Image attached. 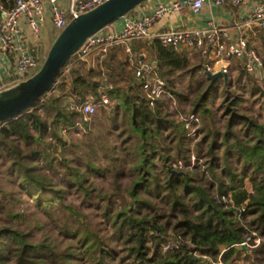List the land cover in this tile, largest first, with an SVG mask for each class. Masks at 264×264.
<instances>
[{
    "label": "trees",
    "instance_id": "trees-1",
    "mask_svg": "<svg viewBox=\"0 0 264 264\" xmlns=\"http://www.w3.org/2000/svg\"><path fill=\"white\" fill-rule=\"evenodd\" d=\"M153 44L157 71L167 85L175 70L194 76L206 62L201 56L191 59L157 40ZM70 59L53 86L24 114L0 122V180L16 185L15 190L0 181V264H117L115 246L106 242L89 223L88 215L73 205H62L67 212L58 231L68 238L64 245L52 236L34 239L24 225L27 215L16 194L26 195L46 211L57 202L63 203L73 189L82 191V203L86 200L87 206L97 207L115 226L118 237L128 242V252L119 264H211V260L231 262L242 251L251 256L241 244L251 229L264 234V121L238 111L235 102L239 98L235 97L226 108L229 116L224 130L216 128L214 121L207 122L196 143L197 161L185 175L172 173L175 161L190 160V138L184 122L171 118L162 109L161 99L150 104L133 76L118 82L126 62L103 61L98 71L71 66L64 72ZM103 71L107 81L113 82L104 90L103 83L94 79ZM101 89L111 99L102 106L110 123L97 129L102 132L99 144L106 148L105 168L115 179L126 174L131 178L128 187L117 185L122 203L101 193L88 179L90 173L104 172L94 160L98 156L96 140L85 137L88 149L83 157L74 150L79 142L69 147L76 158L63 153L66 140L60 134L62 128L88 127L89 122L67 107L63 94L74 93L82 99L91 94L99 99ZM208 93L206 88L198 96L192 112L200 109L202 115L211 116L204 105ZM47 136L50 141L45 140ZM110 136L119 143L107 142ZM201 144H207L206 154L200 151ZM57 145L62 148L59 158L53 154ZM202 155L207 158L198 162ZM125 159L130 162L128 172ZM245 177L253 190L244 188ZM151 195L168 205L167 214L155 211ZM151 208V214L144 213L143 209ZM247 215L250 218L241 222ZM166 244L169 246L164 249ZM251 251L255 258L249 264H258L256 255L264 254V243Z\"/></svg>",
    "mask_w": 264,
    "mask_h": 264
},
{
    "label": "built area",
    "instance_id": "built-area-1",
    "mask_svg": "<svg viewBox=\"0 0 264 264\" xmlns=\"http://www.w3.org/2000/svg\"><path fill=\"white\" fill-rule=\"evenodd\" d=\"M103 1L68 0V5L62 7L59 0H14L11 4L0 0V12L2 14L0 18V48L5 51H17L13 66L16 81L30 75L40 66L37 55L25 49L23 31L20 25L21 16L26 19L32 34L37 35L44 19L45 2H48L52 23L59 31L71 17L89 10ZM226 1L172 0L168 3H159L152 12L136 17L127 12L122 16V24L119 28L110 27L112 24L110 23L88 35L70 57V62L64 72L71 66L72 61H85L94 53L98 55L100 60H103L112 46L125 44V60L134 78L140 82L141 89L149 99L150 104H154L156 100L165 95H170L171 92L157 71L155 59L148 52V47L154 40H157L162 45L172 46L176 51L182 49L199 51L206 59L202 68L204 73L206 70L228 72L231 59H237L246 72L255 73L261 70L263 56L250 43L245 27L240 22H235L232 26H223L210 19L203 26L181 28L170 25L154 33L150 31V27L155 22L161 21L173 13L179 14L185 7L197 11L206 2L223 5ZM231 1L234 4H242L245 0ZM246 24L258 26L264 33V0H253ZM134 40H144L147 47L138 52L133 51L128 43ZM63 98L67 107L80 112L83 118L94 114L98 105H104L108 102L107 94L104 92H101L99 99L91 94L82 99L74 93H64ZM198 120L199 118L194 112L181 116L187 135L196 132V129L191 131L188 128ZM61 131L64 132L65 129L62 128ZM168 246L169 244H166L164 249Z\"/></svg>",
    "mask_w": 264,
    "mask_h": 264
},
{
    "label": "rangeland",
    "instance_id": "rangeland-1",
    "mask_svg": "<svg viewBox=\"0 0 264 264\" xmlns=\"http://www.w3.org/2000/svg\"><path fill=\"white\" fill-rule=\"evenodd\" d=\"M255 47L257 48V46ZM257 49L263 56V65L261 66L260 71L248 73L244 69L239 68V65L235 63L234 66H229L228 72H226L227 79L225 81L222 78H217L214 80V83H216L214 87H211L210 84L213 82L210 83L209 78L202 70L197 71L194 76L190 75L188 71L186 72L184 70H175L172 74H170L171 83L167 85L168 89L171 91L170 95H165L160 99L163 101L161 106L162 109L168 112L171 118L180 121L181 116L190 114L194 110V103L197 101L198 96L206 88H209V93L205 97L204 105L211 110V116L208 117L202 115L200 109L195 110L199 120L188 128L191 131L192 129H196V132H192V134L190 133L191 135H188L190 138L188 145L191 150L189 163H184L182 160L175 161V164H172L174 169L185 171L191 168L192 165L197 161L199 154L195 149L197 147L196 143L204 134V128L208 125L207 122H211L212 124V121H214L216 128H218L220 131L224 130V126L229 116L226 112V108L235 97L239 98L238 101L235 102L238 111L253 115L259 121H264V96L261 93L264 92V40L259 42V48ZM110 101L111 99L108 97V102ZM102 106L103 105H98L94 115L87 117L89 120L88 127H84L83 124H78L76 125L78 129L60 132L62 139L66 140L63 153L69 158L75 157L74 153L71 152L69 147H71V144L79 142L81 145L74 146V150L77 151L79 156L83 157L87 148L85 137L91 141L96 140L98 156H95L94 160L97 161L100 166H102L104 172L101 174L90 173L88 175V179L93 183V187H95L101 193L106 194V196L109 198L115 199L118 203H122V197H117L116 194L117 185L119 184V187L121 188L126 186L128 187L131 178L128 174H126L119 179H115L111 172L107 171L108 169L105 168L107 166V160L103 158V153L104 149L106 148L104 145L99 144L102 132H97V129L104 128V126L110 123V120L107 116H104V109ZM118 120H120V118ZM45 138L46 141H50L48 136ZM107 142L116 144L119 143L118 139L114 138L113 136L108 137ZM21 143L22 145H25V143ZM199 149L203 152V154H206L205 152L207 150V144H201ZM61 150L62 148L57 145V148L53 153L54 156L59 158L61 155ZM172 154H174L173 151ZM206 158L207 157L205 155H202V157L198 158V162H203ZM125 161V169L128 172L130 162L126 159ZM177 164L180 166L178 167ZM0 181L4 182V186L12 187L16 190V185L9 183L8 179L3 178ZM244 188L253 190L251 181L248 177L244 178ZM16 195L18 196L20 208L27 215V218L24 220V225L29 227L34 239H49L47 236H52L54 239L59 241L60 244L64 245L68 241V238L63 236V234L58 231V225L61 223L63 215L67 212L62 205L70 204L75 206L77 210L79 209L86 213L88 215V221L92 227L100 233L106 242H109L115 246V252H117L115 262H117V264L120 263L119 259L127 254L128 242H126L123 237H118L115 226H113L112 222L109 221L97 207L87 206L86 200H84V203H82V191L74 189L69 191L66 194L63 203L60 204L57 202L53 207H50L46 211L35 206L33 201L26 195ZM148 197L151 199L153 205L155 206V211L158 214H167L169 212L168 205L165 204V202L160 197L155 198L152 195ZM143 211L144 213L151 214L153 209H143ZM249 218L250 215H247L245 219L241 218V222H245V220ZM261 242L264 243V234H259L255 230L251 229L245 234V241L242 242L245 243L244 249H246L251 256H246L244 251H242L231 262L211 260L208 263L249 264L251 259L255 258V254L252 253L251 249L256 244ZM256 258H258V264H264L263 253L262 255H256ZM124 260L127 261L128 258Z\"/></svg>",
    "mask_w": 264,
    "mask_h": 264
},
{
    "label": "crops",
    "instance_id": "crops-1",
    "mask_svg": "<svg viewBox=\"0 0 264 264\" xmlns=\"http://www.w3.org/2000/svg\"><path fill=\"white\" fill-rule=\"evenodd\" d=\"M9 1L10 0H4V2H6L7 4H9L8 3ZM170 1L172 0H143L141 3H139L129 11V15L136 17L141 14L150 13L153 11L154 7L157 4L168 3ZM252 2L253 0H245L242 4H234L231 0H227L223 5H216L212 2H206L203 5V7L197 11H194L189 7H185L181 11V13L179 14L173 13L172 15H169L167 18L155 22L150 27V31L154 33L170 25L181 28L198 27V26L206 25L210 19H212L215 23L223 26H232V24H234L235 22H240L245 27V31L247 33L250 43L253 44L254 46H257V48H259V42L261 40H264L263 31L260 28H258V26L256 25L246 24L248 23L250 5ZM59 3L62 7H66L68 5V0H59ZM1 17L2 14L0 12V18ZM121 24H122V17L114 21L110 25V27L119 28ZM20 25L23 31L25 49L32 51L34 54H36L41 64L51 42L53 41L54 37L57 35V31H58V29H56L52 23L49 3L45 2L44 19L42 21V24L40 25V30L37 35L32 34L24 16H21L20 18ZM153 42L151 46L148 47V52L150 53V56L153 59H155V44H153ZM128 46L133 51H137V52L147 47L145 45L144 40L131 41L128 43ZM179 52H185L191 59L199 58L198 56L204 58L202 54L196 50L186 51L185 49H182L179 50ZM125 54H126L125 44H118L112 46L108 50L107 55L103 60H100L98 58V55L94 53L90 55L87 58V60L82 62L71 60L72 61L71 66H76L78 68H85V69H93L95 71H98L99 67L102 68L103 61L110 62L111 64H117V62L120 61L126 62ZM16 55H17V51H5L2 50V48H0V88L7 86L16 81L13 73V66ZM235 63L239 65L238 66L239 68L243 69L238 63L237 59L230 60L231 67L234 66ZM124 66L125 69H123V71L119 73V81H118L119 83L126 82V80H128L127 79L128 75L133 76L132 71L129 68L128 64H125ZM202 68L200 70H202ZM105 76L106 75L104 71L100 72L99 74L96 73L94 76V79L98 80L100 83H103V85L101 86L102 89L107 86L112 87L113 84L112 81L108 82ZM102 89L101 92L105 93V91H103L104 89L103 90Z\"/></svg>",
    "mask_w": 264,
    "mask_h": 264
},
{
    "label": "water",
    "instance_id": "water-1",
    "mask_svg": "<svg viewBox=\"0 0 264 264\" xmlns=\"http://www.w3.org/2000/svg\"><path fill=\"white\" fill-rule=\"evenodd\" d=\"M143 0H104L93 8L71 17L51 42L40 66L30 75L0 88V122L24 114L41 95L54 84L67 60L84 39L113 23ZM210 83L217 78L227 79L225 71H205ZM172 173L186 174L170 169ZM245 248V243L241 244Z\"/></svg>",
    "mask_w": 264,
    "mask_h": 264
}]
</instances>
